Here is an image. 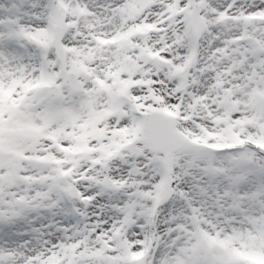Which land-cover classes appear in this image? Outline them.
Returning <instances> with one entry per match:
<instances>
[{
    "label": "snow or ice",
    "instance_id": "6c2138e0",
    "mask_svg": "<svg viewBox=\"0 0 264 264\" xmlns=\"http://www.w3.org/2000/svg\"><path fill=\"white\" fill-rule=\"evenodd\" d=\"M0 264H264V0H0Z\"/></svg>",
    "mask_w": 264,
    "mask_h": 264
}]
</instances>
